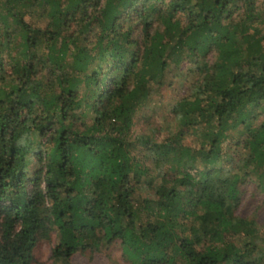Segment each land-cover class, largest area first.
Instances as JSON below:
<instances>
[{"label":"trees","instance_id":"1","mask_svg":"<svg viewBox=\"0 0 264 264\" xmlns=\"http://www.w3.org/2000/svg\"><path fill=\"white\" fill-rule=\"evenodd\" d=\"M158 1L83 0L63 24L59 0H0V55L13 49V19L27 59L0 57V264H31L51 231L53 264L115 239L129 264H264V223L235 213L250 165L264 191V35L254 34L264 1ZM27 2L44 3V27L24 19ZM213 52L230 65L214 68ZM191 55L205 75L173 111L182 126L203 123L198 145L181 131L127 140L150 86ZM208 90L216 97L203 98ZM238 127L242 157L222 164L226 132ZM80 164L96 175L87 188ZM146 187L153 193L141 195Z\"/></svg>","mask_w":264,"mask_h":264},{"label":"rangeland","instance_id":"2","mask_svg":"<svg viewBox=\"0 0 264 264\" xmlns=\"http://www.w3.org/2000/svg\"><path fill=\"white\" fill-rule=\"evenodd\" d=\"M60 1V18L61 22L64 24V21L70 17V14L73 12L71 7H68V4L74 7L75 3H82L83 0H59ZM103 0H101L100 3ZM167 0H159L157 7L164 10ZM264 0H256V8H263ZM238 5H241L237 2L236 11L233 12V17L235 20H240L245 17L243 14V9H238ZM44 3H25L24 5L20 4V10L24 12V19L26 21H31V19H36L35 22L40 27H44L45 23L49 16L44 19L41 17L42 12L45 9ZM72 9V11L70 10ZM259 11H261L259 9ZM70 12V14H69ZM89 18H93L95 13L92 9H88ZM10 19V18H9ZM181 19L184 20V16H181ZM247 24H250L249 19H246ZM10 27L12 29H17L13 40L11 42L12 50L4 52L0 57L7 58L8 63L13 60H20L23 62L26 59L25 55H20L15 52L17 44L19 41V34L21 31L18 23L14 22L13 19H10ZM75 27V24L71 26ZM258 30L254 31L256 36L264 35V23H258ZM69 32V30H67ZM91 36L89 39H92ZM62 39L56 43L57 45L61 44ZM55 43V41H54ZM264 43V41H263ZM71 49L67 50L65 54V61L68 60L70 51L73 48V44L69 43ZM15 57V58H14ZM218 56L213 53L208 55L207 61L211 63ZM221 57V56H220ZM46 61H50L49 58H44ZM201 58L200 56L191 55L180 65H175L173 62H170L168 68L164 75V80L161 85H152L150 86L151 92L149 95V100L146 105L139 106L133 114V124L126 135V139L131 142H136V139L140 136L150 135L156 140H161L166 138L170 132L181 131V138L183 143L188 145H198L199 138L203 129V123L196 125L194 127L182 126L179 121L176 120L175 114L173 111V106L183 97L187 99H193L194 94L198 91V85L200 84L202 78L205 75V72L200 69L201 67ZM230 65L228 60H225L224 57L217 58L214 61V68L218 66H227ZM25 66V65H23ZM55 72V71H54ZM82 91H85V87L82 84ZM20 86L15 87L16 96H18L21 90H18ZM203 98L207 97H216V93L211 90L202 93ZM15 98V97H14ZM33 99V98H32ZM256 113V112H254ZM88 121V116H81L80 121ZM262 120V115L258 116L257 119L253 120L252 126H257ZM241 127L236 129H230L228 133V139H226L221 147L222 152V164L225 165H235L240 157H242L243 149L242 144L245 139V133H242ZM138 147V146H137ZM136 147V148H137ZM138 148L133 149L132 153L138 154ZM144 152V151H142ZM141 153L138 156H142ZM138 161V159H136ZM144 165L149 167V173H154L155 169L153 162L149 159H146ZM82 171L80 172V178L84 180L85 184L83 187H88V180L95 179L96 175L94 172L90 171V167H82L78 165ZM249 174L244 178V182L240 185V201L235 210V213L247 218H254L259 223H264V191L259 188V180L257 179L258 171L253 165L249 166ZM251 171V172H250ZM42 183V187H43ZM153 189H148L147 187L144 190H141V195H145L148 192H152ZM153 193V192H152ZM151 193V194H152ZM57 240V233L51 231L47 238L39 237L36 241V244L33 248V259L31 264H53L51 257L52 248L54 247ZM70 264H129L125 260L121 253L120 241L115 239L112 243L108 245H102L99 249H86L83 251H77L70 256Z\"/></svg>","mask_w":264,"mask_h":264}]
</instances>
